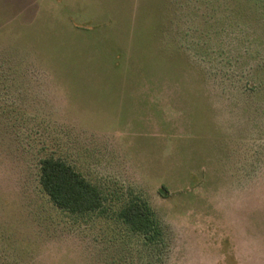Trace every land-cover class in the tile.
I'll return each instance as SVG.
<instances>
[{
    "label": "rangeland",
    "instance_id": "374dc122",
    "mask_svg": "<svg viewBox=\"0 0 264 264\" xmlns=\"http://www.w3.org/2000/svg\"><path fill=\"white\" fill-rule=\"evenodd\" d=\"M0 264H264V0H0Z\"/></svg>",
    "mask_w": 264,
    "mask_h": 264
},
{
    "label": "trees",
    "instance_id": "16d2710c",
    "mask_svg": "<svg viewBox=\"0 0 264 264\" xmlns=\"http://www.w3.org/2000/svg\"><path fill=\"white\" fill-rule=\"evenodd\" d=\"M42 164V187L57 208L74 215L103 209L104 198L100 190L64 161L47 159ZM118 218L132 233L143 235L148 242L157 240L156 219L147 203L138 199L131 201L119 212Z\"/></svg>",
    "mask_w": 264,
    "mask_h": 264
}]
</instances>
